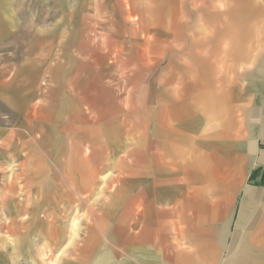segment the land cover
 I'll return each instance as SVG.
<instances>
[{
	"label": "crops",
	"instance_id": "1",
	"mask_svg": "<svg viewBox=\"0 0 264 264\" xmlns=\"http://www.w3.org/2000/svg\"><path fill=\"white\" fill-rule=\"evenodd\" d=\"M149 1L156 15L159 0ZM114 2L126 19L133 14L130 0ZM192 2L196 21L185 22ZM179 8L176 26L167 16L146 20L149 43L165 36L168 51L147 78L151 110L127 134L129 124L123 139L134 150L120 154L107 201L84 219L64 264H264V0H181ZM39 181L33 188L46 192ZM69 189L87 195L89 187ZM36 218L39 229L50 222ZM59 230L54 249L63 245Z\"/></svg>",
	"mask_w": 264,
	"mask_h": 264
},
{
	"label": "rangeland",
	"instance_id": "2",
	"mask_svg": "<svg viewBox=\"0 0 264 264\" xmlns=\"http://www.w3.org/2000/svg\"><path fill=\"white\" fill-rule=\"evenodd\" d=\"M97 1L0 0V264L69 261L67 245L80 243L84 219L107 201L115 166L125 160L118 162L120 154L134 150L123 135L151 110L147 78L165 67L168 51L165 36L149 43L154 32L146 20L167 16L176 26L181 0H156L162 7L156 15L151 1L130 0L127 19L115 0ZM198 5H187L185 22L196 21ZM9 181L15 189L3 190ZM38 181L46 192L33 188ZM77 182L88 184L87 195L71 193ZM44 215L50 222L41 229L29 221ZM60 226L63 245L54 249ZM24 241L38 245L22 251Z\"/></svg>",
	"mask_w": 264,
	"mask_h": 264
}]
</instances>
